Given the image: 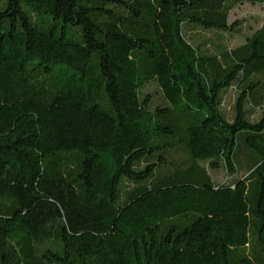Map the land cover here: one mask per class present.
<instances>
[{"label":"trees","instance_id":"obj_1","mask_svg":"<svg viewBox=\"0 0 264 264\" xmlns=\"http://www.w3.org/2000/svg\"><path fill=\"white\" fill-rule=\"evenodd\" d=\"M244 4L0 0V264H264Z\"/></svg>","mask_w":264,"mask_h":264},{"label":"rangeland","instance_id":"obj_2","mask_svg":"<svg viewBox=\"0 0 264 264\" xmlns=\"http://www.w3.org/2000/svg\"><path fill=\"white\" fill-rule=\"evenodd\" d=\"M230 20L242 22L244 33L253 31L264 23V5L244 4L240 7H237L232 11ZM243 41V36H229V42L233 45L239 44ZM233 102L234 94L231 93V97L227 101V112L229 113L231 111V105ZM213 175L218 181H226L228 178V174L224 170L214 172Z\"/></svg>","mask_w":264,"mask_h":264}]
</instances>
